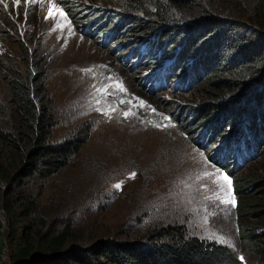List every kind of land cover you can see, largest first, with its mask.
I'll use <instances>...</instances> for the list:
<instances>
[{
    "label": "rangeland",
    "instance_id": "1",
    "mask_svg": "<svg viewBox=\"0 0 264 264\" xmlns=\"http://www.w3.org/2000/svg\"><path fill=\"white\" fill-rule=\"evenodd\" d=\"M124 1L0 0V60L14 64L28 46L40 55L51 141L89 133L69 163L34 188L37 223H46L44 230L69 225V243L83 246L100 239L142 242L154 228L177 223L191 235L228 246L242 264H254L256 256L241 236L232 179L220 165L218 150L231 126L224 131L213 121L193 120L191 109L206 102V84L180 86L182 67L161 88H151L146 75L157 65L156 71L162 69L153 83H164L179 48H172L173 40L159 41V31L148 33L146 17L122 9ZM64 5L78 11L76 23ZM88 8L100 18L90 19ZM246 25L236 35H252ZM187 61L181 64L191 73L197 62ZM1 75L0 120L7 122ZM1 264H8L7 253Z\"/></svg>",
    "mask_w": 264,
    "mask_h": 264
},
{
    "label": "trees",
    "instance_id": "2",
    "mask_svg": "<svg viewBox=\"0 0 264 264\" xmlns=\"http://www.w3.org/2000/svg\"><path fill=\"white\" fill-rule=\"evenodd\" d=\"M121 5L146 17L148 33L159 31V41L173 40L172 48H179L164 70V83H153L162 69L156 71L157 65L146 75L151 88H161L182 67L180 86L206 84V102L191 109L193 120L213 121L214 128L223 125L224 131L231 126L218 150L224 159L220 165L232 179L241 236L256 256L254 264H264V41L253 35L264 37V0H125ZM64 9L74 23L81 18L76 9ZM85 13L90 19L99 16L93 8ZM226 14L232 21L219 18ZM182 19L194 21L182 25ZM240 21L252 35H236L245 27ZM28 49L22 48L24 54L14 64L0 60L9 97L8 121L0 120V264L6 253L8 264H242L228 246L191 235L182 224L154 228L142 242L100 239L83 246L69 243V225L44 230L46 223H37L34 188L62 170L89 133L51 141L45 73L36 49ZM191 58L197 65L190 73L181 63ZM188 121L182 123L184 129ZM252 161L248 171L244 167L236 173Z\"/></svg>",
    "mask_w": 264,
    "mask_h": 264
},
{
    "label": "snow or ice",
    "instance_id": "3",
    "mask_svg": "<svg viewBox=\"0 0 264 264\" xmlns=\"http://www.w3.org/2000/svg\"><path fill=\"white\" fill-rule=\"evenodd\" d=\"M17 2H19V0H17ZM33 2H34V0H33ZM50 15H51V12H50ZM118 87H120L121 88V90H123V88H122V86H120V85H117ZM130 113H125L124 115L125 116H127V115H129ZM134 175V174H133ZM224 179L225 180H227V177H224ZM230 183V182H229ZM115 187H119V185L117 184V185H115Z\"/></svg>",
    "mask_w": 264,
    "mask_h": 264
}]
</instances>
